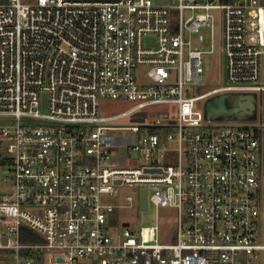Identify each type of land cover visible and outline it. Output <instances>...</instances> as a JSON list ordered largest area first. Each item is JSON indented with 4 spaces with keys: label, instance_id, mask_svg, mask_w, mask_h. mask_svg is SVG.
Listing matches in <instances>:
<instances>
[{
    "label": "built area",
    "instance_id": "built-area-1",
    "mask_svg": "<svg viewBox=\"0 0 264 264\" xmlns=\"http://www.w3.org/2000/svg\"><path fill=\"white\" fill-rule=\"evenodd\" d=\"M217 21L227 82L192 94ZM230 93H264V0H0V264H264V124L206 114ZM143 189L176 242L116 216Z\"/></svg>",
    "mask_w": 264,
    "mask_h": 264
},
{
    "label": "rangeland",
    "instance_id": "rangeland-1",
    "mask_svg": "<svg viewBox=\"0 0 264 264\" xmlns=\"http://www.w3.org/2000/svg\"><path fill=\"white\" fill-rule=\"evenodd\" d=\"M27 3H32L35 0H23ZM219 22H216L217 37L215 41V51L209 56L203 59L204 68V82L199 86H193L191 89L192 94H198L199 92H206L214 88L220 87L226 84V70H225V56L220 50L219 41ZM239 99V93H230L227 97V103L229 105L234 104ZM259 109L254 116H233L230 119L235 120L232 122L234 125H252L255 123L264 124V93H258ZM131 106L128 102L118 101H103L101 105V111L105 115H114L121 113ZM139 115V114H138ZM142 117L133 118L132 121L137 123L141 121ZM224 120V119H223ZM125 122H128L127 120ZM119 135H131V130H118ZM171 146L178 148V142L172 141ZM11 185L5 182L3 174L0 169V192H10ZM123 194L132 193L135 195L133 189L129 186L122 187ZM150 194L153 192V188H149ZM1 198V197H0ZM113 200V199H111ZM178 210L173 207H159L157 208L152 202H150L148 209L142 210L137 201L131 206H125L118 208L116 216L121 220H127L132 227L139 228L140 226L152 225L157 221L160 225L161 241L170 243L176 242L178 231Z\"/></svg>",
    "mask_w": 264,
    "mask_h": 264
},
{
    "label": "water",
    "instance_id": "water-1",
    "mask_svg": "<svg viewBox=\"0 0 264 264\" xmlns=\"http://www.w3.org/2000/svg\"><path fill=\"white\" fill-rule=\"evenodd\" d=\"M252 97V99H255V94H243L239 95V99L241 97ZM227 97L228 95L221 94L218 95L217 97L210 99L207 104H206V114L207 117L210 119H222V118H231L237 114L239 109L232 108L229 106L227 103ZM248 116H254L253 112L248 113ZM141 207L142 209H147L148 208V200H147V189L142 190V196H141Z\"/></svg>",
    "mask_w": 264,
    "mask_h": 264
},
{
    "label": "flooded vegetation",
    "instance_id": "flooded-vegetation-1",
    "mask_svg": "<svg viewBox=\"0 0 264 264\" xmlns=\"http://www.w3.org/2000/svg\"><path fill=\"white\" fill-rule=\"evenodd\" d=\"M232 108H237L239 111L235 116H248V113L253 112L254 115L257 114L259 109L258 96H255L253 100L252 97H241L236 103L229 105Z\"/></svg>",
    "mask_w": 264,
    "mask_h": 264
}]
</instances>
